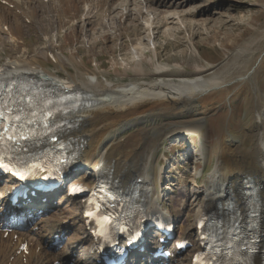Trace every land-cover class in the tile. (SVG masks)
I'll list each match as a JSON object with an SVG mask.
<instances>
[{"label": "bare ground", "instance_id": "bare-ground-1", "mask_svg": "<svg viewBox=\"0 0 264 264\" xmlns=\"http://www.w3.org/2000/svg\"><path fill=\"white\" fill-rule=\"evenodd\" d=\"M6 1L13 5V8L0 3V38L3 40L0 50L6 51L7 45L10 44L16 53L22 54V57L9 58L6 63H0V79L11 76L37 78L48 81L52 87L61 90L75 87L84 97V104L68 114L72 124H76V127L69 131L68 136L81 147L77 169L73 172L69 182L75 179L86 182L96 181L102 175L107 176L122 190L129 189L136 192L139 208L149 211L161 210L165 213L175 211V218L183 222V218H186L184 212L188 205L187 202L177 195L173 206L171 204L164 208V198L154 197L153 164L156 149L166 135L192 133L191 129L196 125L190 122L160 123L159 119L194 116L208 112L217 104H222L230 95L227 81L221 80L219 75L205 77L202 74L152 80L138 79L130 82H115L108 78L112 72L121 78L129 76L130 73L138 77L150 74L146 71L142 59L144 50L147 49L144 46L145 41L147 40L148 43L152 41L155 44L154 29L156 26L153 24L157 19L165 24H174L173 20L181 19L178 13L169 9L170 12L165 9L158 10L159 6L155 8L147 6L148 4L141 6L139 0H135L136 2L111 0L108 3L107 0H96L95 3L94 0H48L47 7L43 5V0ZM175 2L176 4L184 3L181 0ZM135 3H138L136 11L137 14L140 13V16L144 14L142 13L143 7L146 9L145 26L148 30L146 39L144 36L139 37L137 41L140 42L129 48L135 64L130 65L127 61L125 62L124 58H122L123 62L119 63L113 56L114 48L109 47L113 54L109 70L102 71L97 64L94 68L87 67L86 61L80 56V49L75 47L79 41V33L87 37L88 32L85 28H81L79 32L76 29L79 22L77 19L80 11L79 5L83 4L87 7L89 16L94 13L95 9H106L107 12L113 8H119L120 11H115L117 16L120 14L118 24L115 22H109V26L100 22L93 24L87 18L83 25H91L89 30L96 32L100 23L102 27H109L110 30L115 31L117 39L121 40L124 33L129 31L130 24L133 27L137 25L136 19L128 20L124 26L121 25V20L123 19L124 22L126 19L127 21L126 17H129L124 14L129 13L131 6ZM42 17L44 20L41 19ZM51 18L60 24L61 29L72 25L69 27L70 31L66 32L62 38L60 37L64 44L58 45L55 50L51 46H46L31 55L26 48V29L28 30L26 21L41 30L44 37L48 39L50 35V38L54 40L59 36L56 32L58 29L52 28L55 22L51 26L47 24L48 21H52ZM179 24L182 25L181 22ZM170 29L173 28L171 26L166 28V32L169 33ZM104 39L107 40L104 41L105 43L110 42L109 29H105L91 42L98 43L99 40ZM58 43L61 42L58 41ZM148 48L150 56L147 58V63L153 69L152 73L158 75L167 72L169 66L158 61L156 45L153 47L148 45ZM90 49L92 51V48ZM48 53L52 54V58L48 56ZM263 59L264 49L259 52L247 76L241 77V80L251 79L250 81H253L257 65H260ZM205 69L204 66H199L194 72L200 73ZM255 93L260 96L257 91ZM250 108L251 106L248 108L250 112L246 122L241 123L242 125L238 128H234L231 118L227 120L222 118L223 121H220L216 130L213 151L216 164L210 176V184L199 186L206 192L199 204L203 211L221 210L222 212L231 204L237 217L245 221L251 197L256 198L259 204L258 226L260 232L264 234V103L257 98L252 109ZM146 121L153 123L147 127L140 126ZM229 126L233 127V130ZM132 127L137 130L121 137L124 130ZM203 150L204 147L201 146L198 151L199 155L203 154ZM98 166L101 169L100 173L96 171ZM81 169L90 173L82 175ZM252 192H255L254 195ZM181 195L182 198H188L187 191L182 192ZM44 197L48 198L46 202L33 199L25 210H17L8 206L7 208L13 214L10 217L5 213L0 215V219L5 222L11 221L14 216L18 217L17 223L20 226L15 224V227L23 229L16 231L13 229L6 235L5 232L0 233V264H93L92 255L87 251L90 234L83 216V201L66 198L60 193ZM56 199H59L57 204ZM3 207L6 208L5 202H3ZM41 211L44 212L39 214ZM32 217L35 218L34 225L31 224L32 227L26 229L29 227L25 224L26 220ZM227 222L229 223L230 220ZM195 230L194 223L193 228H189L186 234L180 233L179 239L182 235L188 237V234ZM57 234L66 236V239L60 242L63 244V249H58L54 244V236ZM23 243L27 246L28 254L26 255L19 250ZM126 264H133V260ZM138 264L147 263L140 259ZM166 264H190V259L186 256L177 257L175 261ZM254 264H260L258 256H255Z\"/></svg>", "mask_w": 264, "mask_h": 264}, {"label": "rangeland", "instance_id": "rangeland-1", "mask_svg": "<svg viewBox=\"0 0 264 264\" xmlns=\"http://www.w3.org/2000/svg\"><path fill=\"white\" fill-rule=\"evenodd\" d=\"M95 1L96 0H94V3ZM134 1L135 0H132V2ZM143 1L148 4L147 6H152L154 8L159 6L160 9L158 10L165 9V11H168L169 9L170 11H175L181 19L176 20L177 22L173 20L174 24H165V22H162L160 19L154 22L153 25L156 26L154 29L155 44L152 43V41L149 43L147 40L145 41L146 44L144 46L147 49H145L146 51L144 50L142 58L145 69L150 74L138 77L130 73L129 76L121 78L115 76L112 72L108 78L115 82H130L138 79L152 80L164 79L166 77L176 78L180 76H196L197 74H202L205 77L219 75L218 77L221 80L227 81L228 92L230 93L222 104H217L206 113L194 116L186 115L184 116L185 118L159 119L160 123L171 121L175 122V124L176 122L183 124L190 122L196 125V127L191 129L192 132H194L192 135H184L185 133L183 132L182 135H166L157 147L153 164V176L157 184L161 182L160 179L163 178L160 176L163 175L161 170L164 166V188L167 187V190L170 191V195L173 194V190L179 191L177 194L178 196H180L182 192L187 191L189 197L191 192L190 198L195 204L192 207L187 201V207L189 208L188 210L185 209L184 212V214H187H185L186 218H183V222L179 223L181 225L179 230L184 229L179 231V235L181 232L186 234L188 229L193 228L194 225V216L190 217L191 209L192 213L198 217L202 210L200 202L203 198V194L204 196L206 194L204 190L203 194L199 193L196 184H198L199 181L200 184L204 183L203 186H207L211 181L210 176L216 164V158L213 152L216 130L220 121L222 118H226V120L231 118L234 128H238L246 122V118H248V113L250 112L248 108L251 106L250 109H252V105L257 98H260L264 103V59L260 62V65H257L253 81H250L251 79L241 80V77L247 76L246 74L254 64L259 52L264 49V0H181L184 1V3L181 4H176L175 1L177 0H139L138 2L141 3V6L145 5ZM108 2L110 1H107V3ZM42 3L44 6H48L47 0H44ZM137 4H133L131 6L132 8L130 7V12L124 14V16H129L126 17L128 18L127 21L126 19L124 22L123 19L121 20V25L124 26V23L128 22V20L136 19L137 25H134L136 28L130 24L129 31L124 33L121 40L117 39L115 31L106 27L107 25L109 26V22L119 23L120 14L117 16L115 12L120 11L119 8H113L111 10L109 8L110 11L107 12L106 9H95L94 13L89 16V14H87V7L83 4L79 5L80 11L77 18L79 22L76 29L79 32L81 28H85L88 32L86 34L87 37L79 33V41L75 44V47L80 49V56L86 61L87 67L94 68L95 64H97V66L99 65V69L101 68L100 70H109L112 64L111 58L113 56L119 63L123 62L122 58H124L125 62L127 61L130 65L135 64L129 48H132L133 45L140 42L137 41L139 37H145L148 34V30L145 26V20L147 19L146 9L143 7L142 13L144 14L140 16V13L137 14L136 11ZM43 18L44 17L41 19L44 20ZM46 18L48 19V17ZM87 18L93 24L100 22L106 25V28H104L99 23L100 25L98 24L97 27L99 28L96 32H98L97 34L100 36L105 29H109L110 42L105 43L107 41L106 39L99 40L98 43L93 42L95 45L92 46L93 43L91 41L98 35L94 30H89L91 29V25H83ZM159 21L161 23H159ZM28 22L29 21L26 23L28 28V30L26 29V48L31 55H34L38 49H43L46 46H51L53 50H55V47L58 45H63L64 43L61 38L66 32L70 31L69 27L72 26L65 25L66 27L61 29L57 21H48L49 23L47 24H49V26L53 25L55 22V26L52 28L58 29L56 32L59 38L57 39L55 37V39L52 40L50 35L47 39L44 37L41 30H38L37 27L30 25ZM180 22L182 25L179 24ZM169 26L174 30L170 29L168 33L166 32V28ZM144 39H146V37ZM56 40L61 43H58ZM2 42L3 40L0 38V44ZM148 45L151 47L156 45L158 61L169 66L167 72L158 75L152 73L153 69L147 63V58L150 56ZM109 47L114 48V55L109 50ZM90 48H92V51ZM64 50H66V48H64ZM14 57L20 58L22 54L16 53L10 44L7 45L6 51L4 49L0 50V63ZM198 65L204 66L206 69L200 73L194 72ZM68 69L72 70V68ZM60 72L62 74V71ZM255 91L262 97L255 93ZM251 116L252 115H250V117ZM152 123V121H146L140 126L147 127ZM229 128L233 130V127L229 126ZM134 130L137 129H135V127L129 128L128 130H124L121 135L131 134ZM201 146L204 147V150L203 154L199 155L200 153L198 151ZM164 153L167 155V160L165 161L161 158L164 156ZM88 173L90 172L86 171L82 175ZM179 183H184L180 190L176 189ZM185 187L190 192H188ZM180 197H182V195ZM180 199L178 201H180ZM171 202L172 199L167 200L166 197L165 204L169 205ZM171 206H173V203ZM58 208H60V206H58ZM188 216L190 219L185 226H183L182 223H185ZM34 219L35 218L32 217L26 220L25 224L29 226L26 229L34 225ZM3 237L6 238L7 236L3 235ZM62 248L63 245L58 247V249ZM184 255L186 257L188 256L187 253H184Z\"/></svg>", "mask_w": 264, "mask_h": 264}, {"label": "crops", "instance_id": "crops-1", "mask_svg": "<svg viewBox=\"0 0 264 264\" xmlns=\"http://www.w3.org/2000/svg\"><path fill=\"white\" fill-rule=\"evenodd\" d=\"M197 67H199V65Z\"/></svg>", "mask_w": 264, "mask_h": 264}, {"label": "snow or ice", "instance_id": "snow-or-ice-1", "mask_svg": "<svg viewBox=\"0 0 264 264\" xmlns=\"http://www.w3.org/2000/svg\"><path fill=\"white\" fill-rule=\"evenodd\" d=\"M10 138V137H9Z\"/></svg>", "mask_w": 264, "mask_h": 264}]
</instances>
